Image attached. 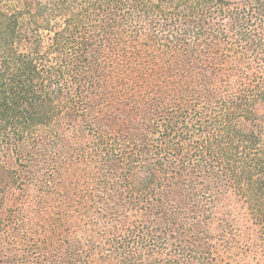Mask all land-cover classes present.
Listing matches in <instances>:
<instances>
[{
	"label": "trees",
	"instance_id": "1",
	"mask_svg": "<svg viewBox=\"0 0 264 264\" xmlns=\"http://www.w3.org/2000/svg\"><path fill=\"white\" fill-rule=\"evenodd\" d=\"M0 264H264V0H0Z\"/></svg>",
	"mask_w": 264,
	"mask_h": 264
}]
</instances>
